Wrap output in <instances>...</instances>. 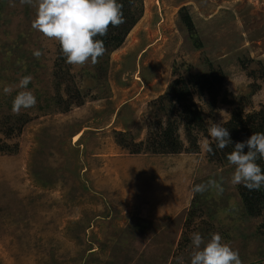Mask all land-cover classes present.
I'll return each mask as SVG.
<instances>
[{"label":"rangeland","instance_id":"rangeland-1","mask_svg":"<svg viewBox=\"0 0 264 264\" xmlns=\"http://www.w3.org/2000/svg\"><path fill=\"white\" fill-rule=\"evenodd\" d=\"M142 4L122 45L80 67L61 60L59 43L31 27L35 8L0 0V264H190L194 232L205 240L220 233L243 264H264L263 217L244 213L240 184L231 183L235 167L209 160L204 148L207 121H227L233 104L246 98L244 114L264 106L257 65L264 64V0ZM184 6L201 48L180 20ZM64 71L65 82L57 74ZM220 73L223 91L237 99L193 95L203 129L193 130L197 148L187 150L180 116L160 111L156 99L179 75ZM26 75L37 103L15 114L12 102ZM169 116L184 148L144 149ZM119 131L142 150L120 145ZM210 179L223 191H192Z\"/></svg>","mask_w":264,"mask_h":264},{"label":"clouds","instance_id":"clouds-1","mask_svg":"<svg viewBox=\"0 0 264 264\" xmlns=\"http://www.w3.org/2000/svg\"><path fill=\"white\" fill-rule=\"evenodd\" d=\"M21 3L35 8L31 27L45 38L57 41L66 62L73 66L83 67L89 61L93 65L98 63L106 47L104 41L96 37L106 36L110 26L119 27L125 23L123 4L118 0H21ZM33 55L39 59L42 52L35 50ZM32 79L31 75L20 79L18 87L21 90L13 99V113L35 107L37 98L27 90ZM3 91L10 94L12 87L5 86ZM207 123L210 140H205L204 148L209 153L213 152L210 141L221 150L233 143L229 130L223 126L225 120ZM260 159H264V132H254L246 141L236 142L227 155L228 162L235 167L231 183L243 184L249 190L264 186V169L257 162ZM210 189L223 191L221 183L215 179L195 185L192 191L203 194ZM191 241L194 247L190 264H243L239 251L225 242L220 233H210V239L205 240L200 233L194 232ZM179 264H183L182 258Z\"/></svg>","mask_w":264,"mask_h":264},{"label":"trees","instance_id":"trees-1","mask_svg":"<svg viewBox=\"0 0 264 264\" xmlns=\"http://www.w3.org/2000/svg\"><path fill=\"white\" fill-rule=\"evenodd\" d=\"M118 2L123 4L125 23L119 27L110 26L106 36L96 37V39H102L104 41L106 47L105 54L117 49L122 45L126 35L142 14V0H118ZM180 20L188 31L192 43L197 48H201L202 41L198 36L192 17L188 13V10L185 6L180 10ZM58 48L60 59L63 60V55L59 45ZM257 65L258 70H261V76L264 80V64L259 62ZM59 70H61V68H59ZM57 74L63 82L69 79V77H67L69 74L68 71H64L63 73L58 72ZM254 87L255 88L252 89L249 94L250 96L255 90L258 89V85H254ZM225 93H227L228 97L231 98L230 100L224 99L225 102H235L237 98L234 94L223 91V76L221 73L219 77L215 76L213 78L204 74H191L187 78L179 75L178 78L170 84L166 93L160 95V98L158 97L159 99H156V101L162 103V105L159 107L160 111H166V107H169L173 108V112H176L175 115L178 114L180 116V122L183 123L185 135L189 143L187 150L193 151L197 148V137L193 134V130L203 129L201 111L194 102L193 95L209 94L212 98H214L212 99L214 101L218 95H225ZM70 96H75L78 98V100H80L76 104L82 103L77 91H70L69 97ZM247 100L248 99L246 98V102L241 104H233L234 107L232 108L230 119H228L223 125L229 130L233 143L221 150L216 148L214 141H210L213 152L209 153L207 151V157L209 160L218 163L228 161L227 155L233 150L236 142L246 141L254 132H264V106L258 110H254L251 113L244 114L242 106L249 103ZM171 118L172 117L170 116L167 118L165 125H161V123H159V128L156 131L150 133V135L145 140L146 145L144 149H147L152 153H178L184 148L177 132L178 125L176 121L172 120ZM19 129L21 130V126H19ZM11 132V129L7 131L8 136L11 134ZM117 134L118 136L116 137V140L118 143L123 147L128 148L130 152L138 153L142 150L144 146L143 143H135L132 140L128 141L126 137L127 134L123 132L119 131ZM247 150L248 149L245 148V151ZM257 162L261 165L262 169H264V161L260 159ZM238 189L244 213L251 217L262 216V226L264 227V186L258 190H249L243 184H240ZM204 199H206L205 196ZM194 214V212H190V217L188 220H193Z\"/></svg>","mask_w":264,"mask_h":264}]
</instances>
